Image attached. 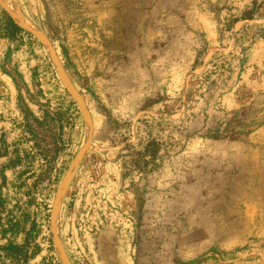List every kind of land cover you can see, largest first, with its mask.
I'll return each instance as SVG.
<instances>
[{
    "label": "rangeland",
    "instance_id": "rangeland-1",
    "mask_svg": "<svg viewBox=\"0 0 264 264\" xmlns=\"http://www.w3.org/2000/svg\"><path fill=\"white\" fill-rule=\"evenodd\" d=\"M12 3L0 264H264V0Z\"/></svg>",
    "mask_w": 264,
    "mask_h": 264
},
{
    "label": "trees",
    "instance_id": "trees-1",
    "mask_svg": "<svg viewBox=\"0 0 264 264\" xmlns=\"http://www.w3.org/2000/svg\"><path fill=\"white\" fill-rule=\"evenodd\" d=\"M28 32L23 26H21L14 17L4 8L0 9V33L4 37H15L19 33ZM50 115H46L43 118L32 117L25 124L27 130L31 132V140L34 142L35 147L39 150L40 155L49 163L57 161L68 154L71 140L66 138L64 131V125L60 122L58 125H51L49 123ZM62 173L64 171V164L61 165ZM52 175L44 171L38 179V184L41 188H45L49 183Z\"/></svg>",
    "mask_w": 264,
    "mask_h": 264
},
{
    "label": "bare ground",
    "instance_id": "bare-ground-1",
    "mask_svg": "<svg viewBox=\"0 0 264 264\" xmlns=\"http://www.w3.org/2000/svg\"><path fill=\"white\" fill-rule=\"evenodd\" d=\"M7 1H8L9 3L13 4V3H12L13 0H7ZM18 16L20 17L19 19H24V16H23L21 13H18ZM18 16H17V17H18ZM22 21H23V20H22ZM41 34H42V33H41ZM88 125H89V124H88ZM86 136H87V135H86ZM88 136H89V132H88ZM86 139H87V137H86Z\"/></svg>",
    "mask_w": 264,
    "mask_h": 264
},
{
    "label": "water",
    "instance_id": "water-1",
    "mask_svg": "<svg viewBox=\"0 0 264 264\" xmlns=\"http://www.w3.org/2000/svg\"><path fill=\"white\" fill-rule=\"evenodd\" d=\"M6 9V8H5ZM7 10V9H6ZM8 11V10H7ZM9 12V11H8ZM10 13V12H9ZM11 14V13H10ZM12 15V14H11ZM13 16V15H12ZM14 17V16H13ZM14 19L16 20V18L14 17ZM17 21V20H16ZM18 22V21H17ZM19 23V22H18ZM20 24V23H19ZM21 26H23L22 24H20ZM24 27V26H23ZM25 28V27H24ZM26 29V28H25Z\"/></svg>",
    "mask_w": 264,
    "mask_h": 264
}]
</instances>
